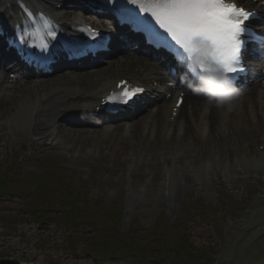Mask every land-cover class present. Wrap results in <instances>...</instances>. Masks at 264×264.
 Here are the masks:
<instances>
[{
    "label": "rangeland",
    "instance_id": "1",
    "mask_svg": "<svg viewBox=\"0 0 264 264\" xmlns=\"http://www.w3.org/2000/svg\"><path fill=\"white\" fill-rule=\"evenodd\" d=\"M12 106L10 97L0 94V148L8 152L26 135L9 119ZM246 125L245 137L228 136L221 142L217 135L219 141L213 144L188 137L173 142L166 132L163 136L147 134L149 138L139 144L132 138L121 139L118 133H71L67 147L43 152L57 156L61 164L48 161L43 166L34 158L23 159L26 164L15 165L8 176L11 191L18 185L22 190L15 191V196H0V264L151 263L155 255L161 257L155 264H183V260L185 264L261 263L264 123ZM229 131L228 135L234 133ZM33 172L58 175L54 187L59 196L62 182L64 189L70 186L73 197L64 202L68 204L65 210L76 207L82 214L99 210V218L85 217L96 229L92 225L84 229L82 223H56L60 200L44 207L51 214L45 223L34 219L25 208L35 198L29 190L34 192L39 182L31 177ZM168 174L170 185L166 184ZM119 206L124 211L112 231L113 220L106 217ZM102 230L112 239L118 237V246L99 249L96 240H104ZM127 233L129 238L123 239ZM129 247L131 257L124 250Z\"/></svg>",
    "mask_w": 264,
    "mask_h": 264
},
{
    "label": "snow or ice",
    "instance_id": "2",
    "mask_svg": "<svg viewBox=\"0 0 264 264\" xmlns=\"http://www.w3.org/2000/svg\"><path fill=\"white\" fill-rule=\"evenodd\" d=\"M139 12L149 15L182 50V59L191 61L200 44L208 45L205 55L226 73L243 71L240 52L245 44L246 22L255 15L235 0H129ZM52 35H55L53 33ZM189 67L203 71V63ZM144 91L121 82L108 102L128 104Z\"/></svg>",
    "mask_w": 264,
    "mask_h": 264
},
{
    "label": "bare ground",
    "instance_id": "3",
    "mask_svg": "<svg viewBox=\"0 0 264 264\" xmlns=\"http://www.w3.org/2000/svg\"><path fill=\"white\" fill-rule=\"evenodd\" d=\"M15 1L17 3L29 5L36 12L40 10V11L46 12L47 14L48 13L51 14L56 20V22H58L61 28L65 30L66 32L70 30L71 26H77L78 23L80 22L79 18H70L71 16L64 14L63 10H57L55 5L52 3V5L54 6V11L56 12V13H53L52 12L53 10L50 6L43 4L49 0H15ZM50 1L55 2L57 4L59 2L58 0H50ZM13 2L14 0H0V9L3 11V16H6L8 22H10V24L12 25L15 24V22L20 21V20H16L15 18L19 19L21 17V13L18 10V7L22 6L18 4L13 5L12 4ZM131 62H132L131 59H128L123 63L117 62L116 68L115 66H112L104 74L103 73L100 74L99 72L96 75L72 74L69 76H62L61 78H52L51 82H46V83L19 81L13 89L15 93L13 97L18 99L17 103L21 106H19L18 108H15L16 107L15 106L14 107L15 110L14 109L13 111L10 110L11 115L10 114L8 115L9 117L13 118V116L17 113L18 114L17 117L19 118L18 123L21 125H25L27 127H31V125H33V122H36V123L38 122V120L34 118L35 117L34 114L40 112V110H43L45 107L50 105L48 102L44 100L45 98L52 100L54 96H59L58 103L65 100V98H68L69 99L68 102H65L66 105H69L71 101L77 102V100H78L79 106L81 104H84L87 101V99H90L93 102L94 101L93 99L95 98V96L103 92H106L110 89L113 81L116 79V76L120 75L119 71H121L122 67H127L131 65L132 64ZM25 88H29V90L27 91L25 90ZM261 90L264 92V82L260 83L259 86H257L253 91H251L252 93L248 94V97L244 101L245 107L243 111L245 112V115L248 118L251 116L252 121L256 119L257 114L255 113L259 111L260 107H262V111L264 110V94L263 95L261 94L260 92ZM192 98L193 96L188 97L186 101L187 105L191 104ZM169 103L170 101L167 104ZM199 104H200L199 102H197L194 105L191 104L192 105L191 119L195 117L199 118L197 125L200 124V127L203 128V131H201L203 133L205 131L207 122H205V116H203L202 112L204 111L206 105H204L203 103L201 105ZM201 108H204V109L201 113H199V110ZM169 109H170V105L168 107L165 106L162 109V111H160L161 115L163 116L162 118H165L166 121H168V123L170 122L168 118L166 117H168L169 112H167V110L169 111ZM221 111H222L221 108H217L216 106H214L212 114L208 115L209 116L208 124L211 126V131H210L211 135H209V137L207 138L214 140L215 142L219 141V138H217V136H214V137H211V136H213V133L216 132L217 129H218L217 133H219V135L222 134L220 126L221 124H224L225 118L228 117V115H223ZM244 112L240 113L236 109L235 112L232 114L233 115L232 118L234 116L235 117L241 116L242 118ZM200 114H202L201 115L202 117H199ZM261 116L262 118H264V113H262ZM144 128H147L146 119L134 125L132 129V132L134 133V138L139 142L141 139L140 137L143 136V134H141L140 136L139 134L141 133V130L144 131ZM254 129H255L254 132L258 130L256 128ZM188 130H190L192 136L195 138L197 133L194 131V129L190 128ZM160 133L161 132L159 131V134ZM240 133L244 135L243 137L247 135V133L244 131H241ZM236 135H239V134H236ZM219 137H221L220 139L221 142L222 140L224 141L229 138L223 135ZM230 137H235V134L232 136L230 135ZM232 139H236V138H232Z\"/></svg>",
    "mask_w": 264,
    "mask_h": 264
},
{
    "label": "clouds",
    "instance_id": "4",
    "mask_svg": "<svg viewBox=\"0 0 264 264\" xmlns=\"http://www.w3.org/2000/svg\"><path fill=\"white\" fill-rule=\"evenodd\" d=\"M207 47L206 42H202L200 51L193 53L191 57L190 62L193 66L200 63L205 65L203 71L198 70L197 82L192 86V91L197 95L205 96L208 105L231 110L234 102L241 95L240 90L228 73L207 59L205 55Z\"/></svg>",
    "mask_w": 264,
    "mask_h": 264
}]
</instances>
